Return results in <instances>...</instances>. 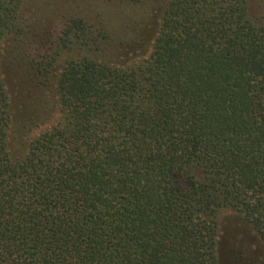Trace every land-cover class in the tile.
I'll list each match as a JSON object with an SVG mask.
<instances>
[{"label":"trees","instance_id":"16d2710c","mask_svg":"<svg viewBox=\"0 0 264 264\" xmlns=\"http://www.w3.org/2000/svg\"><path fill=\"white\" fill-rule=\"evenodd\" d=\"M68 1L38 0L35 22L0 0V44L35 100L16 106L0 74V264H220L222 214L261 250L235 258L264 264V24L248 0H162L156 22L146 0Z\"/></svg>","mask_w":264,"mask_h":264},{"label":"rangeland","instance_id":"374dc122","mask_svg":"<svg viewBox=\"0 0 264 264\" xmlns=\"http://www.w3.org/2000/svg\"><path fill=\"white\" fill-rule=\"evenodd\" d=\"M30 2L31 7V18L35 22H40L42 16L44 15L43 9L41 7L37 6L38 0H27ZM49 1V0H48ZM51 4L56 6L58 5V0H50ZM156 1V2H152ZM162 0H146L144 5L142 6V11H154L151 13V22H156V16L157 11L159 9L160 3ZM99 5V2L95 0H79V1H72L69 0L67 3V8L63 6L64 9H60L63 11L64 14H71L75 9L80 8L89 11L90 9H93ZM248 8L250 16L260 21L264 24V0H248ZM48 16V15H47ZM64 20V19H63ZM45 25L52 26V35H56L60 31V26L62 25L61 18L59 19H48L47 21H44ZM128 36V35H127ZM131 36V34H130ZM9 40H4L0 44V74L2 78L5 80V83L7 87L9 88L11 97L13 101L15 102L16 106L19 107H26L27 111L33 112V108L35 105V100L31 97L29 98L30 101L25 102V94L22 91V77L23 74L21 73V69L16 65L17 63L15 61H12L11 58H9ZM109 49H107L108 51ZM106 51V52H107ZM41 50H36L35 47H32V50L28 54H34L37 55V53H41ZM26 54V55H28ZM103 56L106 58L109 62H114L116 64H120L127 62L129 59L125 55L124 57L119 58L118 56H114L112 54V50H109L108 53ZM50 96V94H49ZM52 97V96H50ZM46 99L47 107L51 108L52 117L56 119L58 117L54 103L51 104L52 98ZM53 100V99H52ZM26 104V106H24ZM48 122V121H47ZM36 131H38L37 128H33V131L31 134H35ZM221 220V235L219 237V255H220V264H243V261L238 260L235 258L237 255L246 256L250 258V262L253 258L258 257V255H261L260 247L258 246L254 236H252L251 233H249L247 230H244L242 228H237V224H239V219L236 217L229 215V214H222L220 217Z\"/></svg>","mask_w":264,"mask_h":264}]
</instances>
